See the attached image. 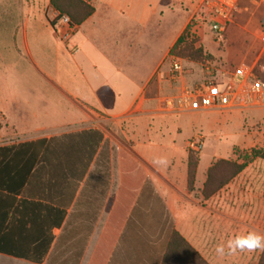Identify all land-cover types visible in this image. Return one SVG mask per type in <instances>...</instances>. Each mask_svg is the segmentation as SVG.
<instances>
[{"label":"crops","instance_id":"obj_1","mask_svg":"<svg viewBox=\"0 0 264 264\" xmlns=\"http://www.w3.org/2000/svg\"><path fill=\"white\" fill-rule=\"evenodd\" d=\"M16 2L22 6L25 0ZM142 4L100 0L93 5L95 13L78 26L71 45L79 48L76 35L99 18L116 14L141 24ZM12 18L0 16V35ZM187 24L141 84L131 79L126 83L125 75L114 82L109 75L102 82L94 63L92 79L84 75L77 88L51 81L62 96L54 112L39 114L41 104L25 100V124L16 125L0 109V141L6 142L0 144V168L11 166L4 183L16 198L15 203L0 204V241L6 234L11 246H49L41 264H160L169 235L177 231L210 264L236 262L239 252L220 257L215 247L236 234L258 232L252 220L253 197L220 191L208 200L200 194L202 203L195 200L187 190L189 153L176 144L177 129L183 126L179 115L157 112V96L169 87L158 82L157 72L165 68V59ZM24 43L31 55L26 33ZM116 73L123 74L119 69ZM110 122L117 123L114 129ZM94 133L102 136L101 142ZM42 141L44 145L26 146ZM161 156L168 159L167 168L154 166L153 160ZM201 162L200 156L197 188L204 185L213 164L201 172ZM36 169L38 187L31 190L28 183ZM22 200L25 206L18 208ZM32 202L65 210L61 225L51 227L50 210ZM0 260L37 264L4 254Z\"/></svg>","mask_w":264,"mask_h":264},{"label":"rangeland","instance_id":"obj_2","mask_svg":"<svg viewBox=\"0 0 264 264\" xmlns=\"http://www.w3.org/2000/svg\"><path fill=\"white\" fill-rule=\"evenodd\" d=\"M16 1L0 0V16H13L10 23L1 27L4 34L0 35V109L16 125L25 124V100L41 104L39 114L54 112L62 96L51 83L67 89L77 88L84 75L92 79L94 63L101 70L102 82L109 75L113 82L122 80L125 75L126 83L131 79L141 84L191 19L197 46L220 66L229 68L241 62H253L262 49L259 37L264 30V6L257 7L251 0L241 1L234 22L220 37L210 30L201 11H196L198 0H142L141 24L133 25L126 16L116 14L105 20L96 19L91 27L83 26L82 32L76 35L75 41L80 43L77 49L71 41L78 27L67 41L62 40L60 32L63 30L60 29L65 28L62 16L50 7L48 0H25L22 6ZM86 1L93 6L100 0ZM46 18L54 24L53 29ZM25 33L31 55L25 52ZM187 61L185 79L190 85H196L200 82V69L192 62L202 61ZM117 69L123 74L118 76ZM171 92L169 87L165 89V93ZM176 118H180L183 125L177 129L178 146H185L186 141L197 133L204 137V148L199 153L201 172L218 160L241 163L245 154L264 148V110L195 113ZM115 124L110 122L109 128L114 129ZM2 127L6 129L5 124ZM4 143L0 141V144ZM230 183L221 191L251 195L254 199L252 220L258 232L264 234V161L255 160L232 185ZM202 187L197 188L196 184L195 192L191 194L195 200H202L201 203ZM261 252H253L252 258L239 252L236 262L226 264H258ZM2 263L6 264V261Z\"/></svg>","mask_w":264,"mask_h":264},{"label":"built area","instance_id":"obj_3","mask_svg":"<svg viewBox=\"0 0 264 264\" xmlns=\"http://www.w3.org/2000/svg\"><path fill=\"white\" fill-rule=\"evenodd\" d=\"M241 1L198 0L196 11H201L210 30L220 37L234 22ZM251 3L257 7L264 6V0H251ZM61 21L65 28L60 29L63 30L61 32L59 30L60 36L67 41L77 27L71 25L67 16H62ZM259 41L262 45L260 54L250 63L241 62L234 68H226L212 60L192 62L200 69L201 78L196 85H190L185 79L188 61L169 53L164 62L165 68L157 72V79L159 83H167L172 92H160L156 99L157 112L187 115L264 110V30ZM185 147L189 152L201 153L204 148L203 135L195 134L186 141Z\"/></svg>","mask_w":264,"mask_h":264},{"label":"trees","instance_id":"obj_4","mask_svg":"<svg viewBox=\"0 0 264 264\" xmlns=\"http://www.w3.org/2000/svg\"><path fill=\"white\" fill-rule=\"evenodd\" d=\"M50 7L59 13V16H68L71 25L81 26L85 23L94 13L95 8L90 5L86 0H50ZM192 21L186 25L183 32L180 34L173 47L170 50V54L180 56L190 61H203L210 60L211 56H208L203 48L197 46L198 39L192 32ZM54 28V24L51 23ZM213 61V60H212ZM234 68V67H229ZM101 142L102 136L94 133ZM96 143L93 149L92 155L95 154L98 144ZM44 145L45 142H36L26 144V146H38ZM33 155V153H32ZM36 156V153L34 154ZM91 159V158H90ZM240 159V158H239ZM255 160L264 161V148L254 149L250 154H245L242 157V162L230 161V160H218L212 164L206 174V181L201 190V195L205 200L210 199L212 196L220 192L225 186H227L232 180L238 177L249 165ZM200 162L199 153H189L188 156V177H187V190L190 194L195 192L196 189V177L197 169ZM2 163H0L1 165ZM12 171L10 165H4L0 168V204L16 202V198L10 193V187L8 183H4V176L8 175ZM38 169L30 177L28 187L30 189H37L36 176ZM3 174V175H2ZM50 186L51 182H48ZM47 183V184H48ZM34 190V192H35ZM52 191V189H51ZM35 206L47 208L50 210V226H59L63 222L65 217V210L54 209V207L41 204L39 202H32ZM25 200L18 202V208L25 206ZM11 207V206H10ZM10 229V227H9ZM8 235V234H7ZM3 235L0 241V254L12 256L15 258L27 260L33 263L41 264L49 251V246L45 248L25 249L21 247L11 246ZM51 242V241H50ZM49 242V243H50ZM49 243L47 245H49ZM160 264H210L179 232L172 231L169 235L164 249V254L160 258ZM258 264H264V251L261 252Z\"/></svg>","mask_w":264,"mask_h":264},{"label":"clouds","instance_id":"obj_5","mask_svg":"<svg viewBox=\"0 0 264 264\" xmlns=\"http://www.w3.org/2000/svg\"><path fill=\"white\" fill-rule=\"evenodd\" d=\"M154 166L167 168L169 161L166 157H157L153 160ZM264 251V234L249 231L246 234H236L226 242L216 245L215 252L218 256L235 255L238 252Z\"/></svg>","mask_w":264,"mask_h":264}]
</instances>
